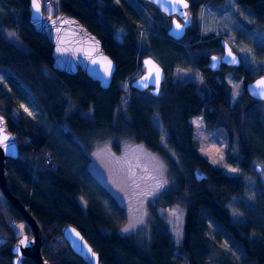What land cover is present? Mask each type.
<instances>
[{
  "label": "trees",
  "instance_id": "trees-1",
  "mask_svg": "<svg viewBox=\"0 0 264 264\" xmlns=\"http://www.w3.org/2000/svg\"><path fill=\"white\" fill-rule=\"evenodd\" d=\"M29 1L0 0L7 13L18 15L12 19L0 12V74L5 78L4 86L0 84V115L18 147V157L6 160L7 187L37 222L44 258L50 264H85L62 238L60 230L69 224L83 235L101 264H264V192L254 194L243 222H232L225 206L244 195L245 178L254 176L258 166L253 169L252 164L264 166V101L250 98L244 89L234 105L228 103L226 74L233 72L245 87L256 77L242 66L210 71V57L222 53L221 39L201 36L196 23L203 6H220L225 0H187L191 24L179 41L167 35L170 24L166 27L165 16L150 7V15L163 21L156 32L144 36L142 44L136 26L143 19L128 0H58V13L83 24L113 61L115 72L107 89L80 70L74 75L53 70L50 44L28 21ZM44 1L40 2L45 14ZM234 1L250 12L252 25L264 31V0ZM2 29L13 31L26 49L10 44ZM146 57L165 72L158 96L120 86L138 71L137 77L143 73L141 60ZM176 68L199 72L202 91L193 82H174ZM30 100L45 125L14 118L13 112L19 116V106ZM154 115L164 128L165 147L153 124ZM199 116L207 131H220L228 141L225 157L239 169L238 175H224L200 155L190 123ZM122 140L158 154L172 182L152 205L149 236L140 241L134 234L118 233L124 211L88 169L96 145L111 141L117 151ZM195 171L205 178L197 181ZM173 205L185 211L180 245L156 213ZM12 222L27 228L19 212L5 201L0 206V237L6 239L0 246V264H11V248L20 238L14 236ZM210 224L240 247L241 256L220 248L221 237L211 233ZM22 264L33 262L23 259Z\"/></svg>",
  "mask_w": 264,
  "mask_h": 264
},
{
  "label": "rangeland",
  "instance_id": "rangeland-1",
  "mask_svg": "<svg viewBox=\"0 0 264 264\" xmlns=\"http://www.w3.org/2000/svg\"><path fill=\"white\" fill-rule=\"evenodd\" d=\"M45 1L50 2V4L45 5L44 15L46 17H52L55 12L58 13V0ZM128 1L143 19L136 26V30L139 33V41L142 44L144 36L153 32L154 29L156 32V29H159L163 19L159 18V20H156L150 15V7H154L153 5L151 6L149 3L143 4L142 0ZM4 8L0 6V12H5L12 19H17L18 15L16 12L7 13ZM188 16L190 19L192 18L189 9ZM165 18L167 27L171 23V20L166 16ZM251 18L250 12L239 7L234 0H225V3L220 6L210 4L203 6L198 14L196 23L201 36L206 37L212 35L227 41L233 52L240 58L241 66L248 70V73L252 77H257L264 75V52H261V50H264V31L253 26ZM2 33L5 39L14 47L20 50L26 49L13 31L2 29ZM117 34H120L119 30ZM246 41L250 44L248 45ZM213 55L221 57L222 53L220 51ZM139 73L140 71L121 82L120 86L124 89H129L130 82ZM4 79V76L0 74L1 86H4ZM224 80L229 90L227 101L232 106L243 94L246 87L242 80L234 79L233 72L226 74ZM173 81L180 83L193 82L196 84L199 92L203 88L202 76L195 70L176 68L173 74ZM19 107V116L13 112L15 119L21 116L35 125H45L44 117L40 114L32 100L21 104ZM256 110L258 111V109ZM152 120L161 134L160 144L165 147L166 134L164 128L156 115L152 117ZM190 123L193 127V136L199 145L200 155L213 167L220 168L224 175H238L239 169L231 165V159L225 157V152L229 144L226 138H224V135L220 131H207L204 127L202 116L192 118ZM256 165L261 170L259 172L255 170L254 176L249 175L245 178L247 188L245 189L244 195L230 199L225 204L232 222H243L245 220L244 212H247L252 207L251 202L254 194L258 193L259 190L264 192V166L253 163V169ZM88 169L91 175L112 195L124 211L125 221L118 228V233L120 235L134 234L137 236L138 241L148 239L152 205L161 193L166 192L172 187L165 161L158 154L148 151L142 145L122 140L118 143V150L115 151L112 142L108 141L94 147V150L90 153ZM233 169L236 171H232ZM5 201V198L0 193V206ZM78 201L82 207L86 206V202L82 198H79ZM156 213L167 224L174 243L180 245L183 237L184 209L173 205L165 209H158ZM11 226L14 236L18 238L22 235L30 236L29 228L24 227L22 223L12 222ZM210 230L212 234L219 233V237H221L220 248L222 250L233 255L235 253L236 256H241L242 252L240 247L218 226L210 224ZM5 242L6 239L0 237V246Z\"/></svg>",
  "mask_w": 264,
  "mask_h": 264
},
{
  "label": "water",
  "instance_id": "water-1",
  "mask_svg": "<svg viewBox=\"0 0 264 264\" xmlns=\"http://www.w3.org/2000/svg\"><path fill=\"white\" fill-rule=\"evenodd\" d=\"M153 5L161 14L171 19L167 35L175 40H181L187 28L191 24L188 16L189 3L187 0H144ZM40 3V1H39ZM187 7H184V5ZM28 21L34 31L46 39L51 46L52 68L55 71L66 75H74L80 70L90 80L98 83L101 89H107L112 82L115 72L113 61L105 54L101 47L99 39L92 34L76 18L59 12L52 17H46L42 11L37 12L32 6V0L28 5ZM187 20V23L185 21ZM176 24L182 25L180 30L176 29ZM222 56L216 55L210 57L208 68L217 71L219 65L223 64L229 68H238L241 66V60L233 52L231 46L224 39L220 40ZM232 55L229 56L228 52ZM213 57L216 60H213ZM233 57L235 62H233ZM152 61L151 65L145 64V61ZM110 66V71H109ZM143 73L131 82V88L139 91H149L153 96H158L161 85L165 80V72L159 64L152 58L146 57L141 60ZM158 69L159 74L153 69ZM145 77H148L145 80ZM264 79V75L256 77L252 82L246 85V92L250 98L257 101H264V97L259 96V90L255 88L256 81ZM145 84L147 86H145ZM7 136L8 140L4 141ZM18 157V147L16 137L7 132L5 119L0 115V193L5 200L10 203L21 215L24 223L30 231L29 235H22L12 246L11 253L13 258L11 264H22L23 259L31 260L33 264H50L41 253L42 232L35 219L27 212L21 203L10 194L5 173L7 159H16ZM259 172L261 168L255 167ZM197 181L205 178V174L194 172ZM61 235L71 252L80 258L85 264H101L97 253L92 249L83 235L73 226L65 224L62 226ZM27 238V247L20 245V240ZM19 248V252L16 249Z\"/></svg>",
  "mask_w": 264,
  "mask_h": 264
},
{
  "label": "snow or ice",
  "instance_id": "snow-or-ice-1",
  "mask_svg": "<svg viewBox=\"0 0 264 264\" xmlns=\"http://www.w3.org/2000/svg\"><path fill=\"white\" fill-rule=\"evenodd\" d=\"M32 6H33V8H34L37 12L40 11V3H39V0H32ZM184 7H187V5L185 4ZM185 23H187V20L185 21ZM181 28H182V25H180V24H176V29H177V30H180ZM228 55H229V56L232 55L231 51L228 52ZM213 60H216V58L213 57ZM233 62H235V58H234V57H233ZM145 64H147V65H151V64H152V61H150V60L145 61ZM153 70H155V71L157 72V77H158L159 70H158V69H155V68H154ZM109 71H110V66H109ZM147 79H148V77H145V80H147ZM145 86H147V85L145 84ZM255 88H256L257 90H259L257 94H258L259 96H261V97H264V79H260V80L256 81ZM3 139H4V141H7V140H8V137L5 136ZM232 171H236V170L233 169ZM125 231H127V229H125ZM19 243H20V245H23V246H25V247L28 246V245H27V238H26V237H25L24 239L20 240ZM19 250H20L19 248L16 249L17 252H19Z\"/></svg>",
  "mask_w": 264,
  "mask_h": 264
},
{
  "label": "flooded vegetation",
  "instance_id": "flooded-vegetation-1",
  "mask_svg": "<svg viewBox=\"0 0 264 264\" xmlns=\"http://www.w3.org/2000/svg\"><path fill=\"white\" fill-rule=\"evenodd\" d=\"M171 20V19H170ZM220 58V57H219ZM209 62H210V60H209ZM224 65L223 64H220L219 65V69L217 70V71H220V69L223 67ZM226 67V66H225ZM239 68V67H238ZM210 71H212L210 68H208ZM217 71H212V72H217ZM42 253V252H41ZM44 257V256H43ZM12 258H13V256H12ZM45 259V258H44ZM12 260V259H11ZM46 260V259H45ZM23 261V260H22ZM22 261H21V263H22ZM31 261V260H30ZM47 261V260H46ZM50 263V262H49Z\"/></svg>",
  "mask_w": 264,
  "mask_h": 264
},
{
  "label": "built area",
  "instance_id": "built-area-1",
  "mask_svg": "<svg viewBox=\"0 0 264 264\" xmlns=\"http://www.w3.org/2000/svg\"><path fill=\"white\" fill-rule=\"evenodd\" d=\"M50 163H51V160H47L46 164H49L50 165Z\"/></svg>",
  "mask_w": 264,
  "mask_h": 264
}]
</instances>
